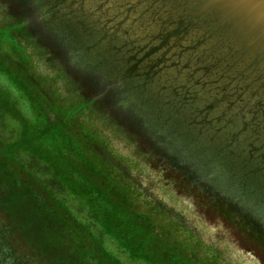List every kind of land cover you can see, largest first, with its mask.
I'll list each match as a JSON object with an SVG mask.
<instances>
[{
	"label": "water",
	"instance_id": "obj_1",
	"mask_svg": "<svg viewBox=\"0 0 264 264\" xmlns=\"http://www.w3.org/2000/svg\"><path fill=\"white\" fill-rule=\"evenodd\" d=\"M0 30L28 50L35 78H56L40 97L84 127L86 146L110 158L103 163L111 171L129 174L149 209L177 222L194 245L205 242L203 252L220 254L222 264H264L262 252L256 260L238 252L255 254L239 228L251 225L264 242V0H0ZM78 55L106 67L75 63ZM208 191L263 228L220 221Z\"/></svg>",
	"mask_w": 264,
	"mask_h": 264
},
{
	"label": "rangeland",
	"instance_id": "obj_2",
	"mask_svg": "<svg viewBox=\"0 0 264 264\" xmlns=\"http://www.w3.org/2000/svg\"><path fill=\"white\" fill-rule=\"evenodd\" d=\"M0 38L17 41L2 31ZM0 56H4V50L2 48H0ZM5 67V63H2V68ZM40 96L41 92L35 91L33 94L31 93L30 96L33 100L22 97L17 99L19 103L26 105V114L30 113L27 119L14 116L12 109L4 105V111L8 112L11 120L14 118L12 120L14 124L7 126L3 130V134L8 135L11 131H14V140L20 141V138L24 136L26 145L21 142H12L11 144L14 147L0 145V175L6 167H9L10 172H8L12 182L16 183L21 180L22 184L25 182L30 185L33 184L31 177L27 174L28 168L24 170L18 163H13L14 157L12 155L16 154L17 151L26 153L22 156H28L30 154L35 155L48 164L49 168L51 166L53 169L52 171L50 168L52 174L61 180L69 194L71 196L75 194V196H79L84 201L83 203L79 199L75 201L71 199L68 200V203L72 204L74 210L77 211L76 213L74 211L75 216L68 211V207L62 211V205V208L60 207L61 211H58L54 203L64 204L63 199L58 196V198H56L57 201H49V198L41 193L45 190V188L43 189L44 185L40 188L34 183L33 190L37 192L39 198L45 197L46 202L51 208L55 207V210L52 209L56 213L58 212L56 215L58 217L60 216L61 220L64 221L62 225L64 227L67 226L69 231L81 237L82 246L86 248L88 252H91V255L94 257H98L99 255L103 257L104 253L101 252L100 246L91 248L90 245H93V243L89 245V238H84L86 233L82 224L86 217L87 220L96 222L97 224H99V220L102 219L99 226L105 228L108 233L114 236L116 232L118 236H115L116 239L122 246L132 252L131 255L136 256V258L133 259L136 262L142 264H222L220 263V254H216L215 259L203 252L205 242L194 245L193 239L183 237V228H175L177 222L163 220V211L149 209L151 203L146 204L137 197L138 190L129 174H118L120 168L111 171L109 163H103V154L97 148L98 152L96 154L93 147L86 146V144L82 142V132L80 128L76 124L69 123L71 114L63 116L58 114L53 110L47 98ZM17 107L18 106L15 104V113H17ZM46 114V122L51 123L52 126L47 128L44 133L39 132L42 123L41 117H45ZM41 128L46 129L45 126ZM71 133L74 136L71 135ZM43 134L44 137L41 139ZM29 136L33 138H29ZM77 141L80 149L90 151L91 154H89V156L92 157L90 159L98 163L99 171L97 175L93 176L92 170L86 167H80L76 161L72 162L68 160V155H71L68 150L73 153L71 145L73 149V145L76 146ZM19 144L24 147H17ZM89 144H91V141ZM93 154L95 156H93ZM86 171L90 174L88 175V180L90 181L82 183L83 178H86ZM39 180H35V182ZM97 188H99V193L96 197L95 190ZM49 191L52 192L53 189L51 188ZM86 205L90 207V212H87L88 208H86ZM6 209L7 208H3L0 205L1 263L50 264L46 255L42 253L41 248L32 242H28L20 233L14 231ZM71 211L73 212V210ZM87 213L89 214L88 216ZM83 216H85V218H82ZM130 221L132 228L129 227ZM140 221L143 222V224L148 223L147 228H142ZM86 228L90 229L92 232L95 230L92 227ZM148 229H150V231H155V234L148 233ZM148 236L150 237L149 239L153 240L152 248L154 247L155 251L161 252V256L158 260H154L150 263L147 256L151 251H147L146 247H143L142 244L148 240ZM106 243L111 248L116 246V244L111 246L109 242ZM137 257L142 260L137 259ZM130 260H132V258H130ZM106 261L109 262L107 264H113L110 263L107 257Z\"/></svg>",
	"mask_w": 264,
	"mask_h": 264
},
{
	"label": "trees",
	"instance_id": "obj_3",
	"mask_svg": "<svg viewBox=\"0 0 264 264\" xmlns=\"http://www.w3.org/2000/svg\"><path fill=\"white\" fill-rule=\"evenodd\" d=\"M13 39L15 40V38ZM8 42L9 44H15L16 42L18 43V41L12 40ZM15 52L17 53V51ZM51 52L52 55H54L58 51L55 48H52ZM22 57L23 61L20 65L7 63L5 64L6 67L2 68L3 59L7 60V57L0 56V93L2 95H6V90H9V87H14L13 89H18V91L22 93L21 96L23 98L33 100L30 98L31 93L33 94L35 91L40 92L41 86H39L36 80L31 81L28 79L27 74L24 72V68H26L29 59L25 58L24 56ZM60 58L65 60L63 56ZM3 101L0 102L1 127L3 125V121L5 120V111L2 106ZM23 110H25V107H23ZM0 178V205L3 208H7L6 211L10 218L14 231L20 233V235L25 238L27 236L31 237L29 240L32 241L33 236L31 234H34L41 230H46L51 225L65 228L64 226H62L63 222L61 223L56 218H54L52 222L45 220L43 215L44 212L47 211V209L46 207H44L45 204L41 205L40 198L36 192H26V194H23L22 197L20 194L22 187L17 183L12 182L7 172H4L3 175L0 176ZM41 184L44 185V189L46 184L44 178L42 179ZM74 196L75 194H73L71 197L73 198ZM62 230L64 231V241V239L67 238V230ZM54 245L55 244H53V246ZM51 264H83V259L75 258L73 261L66 263L64 262V255L62 254L61 249L53 251V247H51Z\"/></svg>",
	"mask_w": 264,
	"mask_h": 264
},
{
	"label": "snow or ice",
	"instance_id": "obj_4",
	"mask_svg": "<svg viewBox=\"0 0 264 264\" xmlns=\"http://www.w3.org/2000/svg\"><path fill=\"white\" fill-rule=\"evenodd\" d=\"M137 6H139V5H137ZM124 7H126V8H131L132 6H131V5H125ZM144 7H146V5H144ZM109 10H110L111 13H113V14L115 15V14H117V12L119 11V8H118V6H116V5H109ZM133 11H135V9H133ZM154 23H155V22H149L150 25H154ZM147 30H148L149 32L153 31V30H154V26H149V27L147 28Z\"/></svg>",
	"mask_w": 264,
	"mask_h": 264
},
{
	"label": "flooded vegetation",
	"instance_id": "obj_5",
	"mask_svg": "<svg viewBox=\"0 0 264 264\" xmlns=\"http://www.w3.org/2000/svg\"><path fill=\"white\" fill-rule=\"evenodd\" d=\"M241 239H243L245 242H247L248 244H250L251 245V243L244 237V238H241ZM252 246V245H251ZM246 248V247H245ZM217 249V248H216ZM249 252H251L248 248H246ZM239 253H246V251L245 250H243V251H238ZM218 253H222V251L221 250H219L218 251ZM252 253V252H251ZM253 254V253H252ZM253 256H254V258L257 256L256 254H253Z\"/></svg>",
	"mask_w": 264,
	"mask_h": 264
}]
</instances>
